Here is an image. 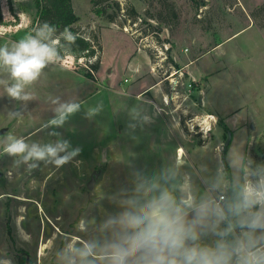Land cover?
I'll list each match as a JSON object with an SVG mask.
<instances>
[{
	"label": "rangeland",
	"instance_id": "1",
	"mask_svg": "<svg viewBox=\"0 0 264 264\" xmlns=\"http://www.w3.org/2000/svg\"><path fill=\"white\" fill-rule=\"evenodd\" d=\"M72 3L77 32L96 37L94 57L71 54L60 41L63 66L45 68L26 87L28 101L7 96L12 81L0 69V264H60L61 250L97 237L96 224L116 210L113 196L131 187L134 170L177 163L202 191L224 170L223 157L232 175L240 153L264 162V0ZM37 13L36 0H0V45L34 32L44 23ZM57 99L81 110L63 127H45ZM53 131L81 149L59 169L37 162L29 172L2 153L8 133L46 143L55 142Z\"/></svg>",
	"mask_w": 264,
	"mask_h": 264
},
{
	"label": "clouds",
	"instance_id": "2",
	"mask_svg": "<svg viewBox=\"0 0 264 264\" xmlns=\"http://www.w3.org/2000/svg\"><path fill=\"white\" fill-rule=\"evenodd\" d=\"M55 33L56 27L44 22L10 47L0 45V69L12 81L10 85L0 81L8 97L33 99L26 87L49 65L63 66L60 41H66L70 51L77 35L67 27L60 38ZM5 35L0 30V37ZM53 103L58 105L55 117L45 127H63L81 110L76 101ZM101 108H89L87 116ZM50 135L55 142L28 143L8 133L2 153L15 157L16 167L27 165L29 172L39 168L37 162L59 169L80 154L81 149L73 148L60 133ZM233 164L238 175L218 168L202 191L177 163L134 170L131 187L113 196L116 210L96 224L97 237L61 250L60 264H264V162L240 153ZM79 230L86 231L87 225Z\"/></svg>",
	"mask_w": 264,
	"mask_h": 264
},
{
	"label": "trees",
	"instance_id": "3",
	"mask_svg": "<svg viewBox=\"0 0 264 264\" xmlns=\"http://www.w3.org/2000/svg\"><path fill=\"white\" fill-rule=\"evenodd\" d=\"M36 6L38 10V17L43 21L47 22L52 26L56 27V35L63 33L65 27L69 31L77 35V40L75 44L71 45V50H67V42L61 39L62 47L65 51L71 54H79L83 57H94L96 55V45L93 40L81 36L75 29V25L79 20V16L76 14L72 0H36ZM96 14L102 15L104 9H95ZM171 14L173 10L170 11ZM175 15V13H173ZM114 16H110V21L114 20ZM91 68L93 70L98 69L97 63L92 64ZM227 147V146H226ZM224 170H229L228 163L223 157ZM230 172V171H229ZM19 264H27L26 257H18ZM32 264V263H31Z\"/></svg>",
	"mask_w": 264,
	"mask_h": 264
},
{
	"label": "water",
	"instance_id": "4",
	"mask_svg": "<svg viewBox=\"0 0 264 264\" xmlns=\"http://www.w3.org/2000/svg\"><path fill=\"white\" fill-rule=\"evenodd\" d=\"M231 132H228V137L227 140L225 142V146H228L231 140ZM2 173L0 172V177H1ZM94 184V176L92 177L91 181L88 183V188H92ZM27 264H31L29 260H27Z\"/></svg>",
	"mask_w": 264,
	"mask_h": 264
},
{
	"label": "bare ground",
	"instance_id": "5",
	"mask_svg": "<svg viewBox=\"0 0 264 264\" xmlns=\"http://www.w3.org/2000/svg\"><path fill=\"white\" fill-rule=\"evenodd\" d=\"M212 117V116H211ZM184 154V150H182L181 148L178 150V157L183 156Z\"/></svg>",
	"mask_w": 264,
	"mask_h": 264
}]
</instances>
